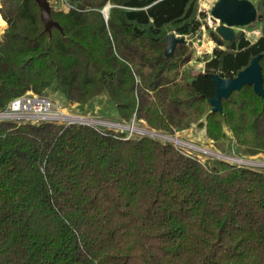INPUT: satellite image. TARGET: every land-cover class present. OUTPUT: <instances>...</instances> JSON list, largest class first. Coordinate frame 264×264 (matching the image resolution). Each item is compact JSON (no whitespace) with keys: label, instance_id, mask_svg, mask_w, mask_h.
I'll use <instances>...</instances> for the list:
<instances>
[{"label":"trees","instance_id":"1","mask_svg":"<svg viewBox=\"0 0 264 264\" xmlns=\"http://www.w3.org/2000/svg\"><path fill=\"white\" fill-rule=\"evenodd\" d=\"M69 1L68 12L52 8L63 32L49 34L35 0H0V109L50 89L70 104L108 96L124 122L166 134L198 125L219 150L227 128L247 156L264 154V95L245 86L212 113L208 76L234 78L264 54V0L263 37L226 43L211 32L224 50L191 81L186 42L171 59L165 49L169 34L198 30V0ZM126 138L0 123V264H264V173Z\"/></svg>","mask_w":264,"mask_h":264},{"label":"rangeland","instance_id":"2","mask_svg":"<svg viewBox=\"0 0 264 264\" xmlns=\"http://www.w3.org/2000/svg\"><path fill=\"white\" fill-rule=\"evenodd\" d=\"M55 10H63L68 12L72 7V2L69 0H48ZM218 0H198L197 4V22L198 30L193 36H185L186 44L189 46L192 52V60L183 68V78L190 79L196 77L200 73H207L206 64L214 59L215 51L224 50V47L216 43L211 37V32L215 33L218 27V22L214 20L211 16V8ZM256 6L260 0H250ZM1 17L0 27L5 24V28L0 35V42L2 41L3 34L7 30V23ZM235 33L243 34L244 39L250 44L257 43L263 37V25L260 22L258 16V21L248 27L235 28ZM176 36L180 35L175 32ZM205 45V48L200 50L201 46ZM209 73H218L216 69H210ZM219 74V73H218ZM52 101L61 107L66 114L71 116H78L88 119H97L102 121L113 122L117 124H124L125 126L132 125V121L124 122L118 115L116 108L110 102L108 96H101L93 100L87 105L70 104L66 102L63 95L56 92L54 89L47 90L45 93ZM66 125V124H64ZM79 125V124H77ZM135 127L141 130H147L150 132L162 133L165 136L172 137L173 139L179 140L186 144V146L176 145L173 142L165 141L163 138L153 137L150 135H140L138 132L131 133L129 131H122L116 128H99L94 127L99 131H114L118 133L126 134V139H140L143 137H150L155 140L162 142L163 144H171L176 149L184 153L189 157L196 158L202 163H208L213 165L215 162L224 161L233 166L245 167L252 169L254 171L264 173V166H256V164L264 165V154H259L254 157L247 156L243 149L238 147L235 143L231 132L226 128L227 139L223 141V149L219 150L213 141H210L206 136L205 129L199 127L198 125L193 126L191 129L186 131H177L174 134H166L164 132H159L150 129L144 122H137L135 120ZM226 156L230 158H235L238 160H243L248 162L246 164L237 163L229 161L224 158L216 157L214 155ZM251 162V163H250ZM250 163V164H249Z\"/></svg>","mask_w":264,"mask_h":264},{"label":"water","instance_id":"3","mask_svg":"<svg viewBox=\"0 0 264 264\" xmlns=\"http://www.w3.org/2000/svg\"><path fill=\"white\" fill-rule=\"evenodd\" d=\"M35 2L40 8L45 32L51 34L54 28L63 32L60 25L52 18L50 2L48 0H35ZM111 8L112 6L109 4L102 10L105 20H108ZM105 9L108 10V13ZM211 16L219 23L215 33L224 42L230 43L236 36L235 28L248 27L258 21V9L250 0H218L211 8ZM166 42L165 57L171 59L177 47L186 42V39L183 36L179 37L175 33H171L167 36ZM263 57L264 54H260L253 58L249 66L234 78L225 79L216 73L208 74L215 85V95L209 99L212 113L222 114L223 100L228 99L234 92L240 91L245 86L253 87L254 93L259 97L264 95V81L260 65Z\"/></svg>","mask_w":264,"mask_h":264},{"label":"built area","instance_id":"4","mask_svg":"<svg viewBox=\"0 0 264 264\" xmlns=\"http://www.w3.org/2000/svg\"><path fill=\"white\" fill-rule=\"evenodd\" d=\"M71 119L93 120L95 123H76L74 121H71ZM2 122H14L18 124L31 125H41L44 123H55L60 125L79 124L83 126L99 128H104V126L102 127V125L97 124V122L107 124L108 127L106 125V128H112L111 125L117 124L97 119L71 116L69 114H66L65 111L61 107H58L47 95L35 94L33 92H27L22 96L14 98L6 108L0 109V123Z\"/></svg>","mask_w":264,"mask_h":264},{"label":"bare ground","instance_id":"5","mask_svg":"<svg viewBox=\"0 0 264 264\" xmlns=\"http://www.w3.org/2000/svg\"><path fill=\"white\" fill-rule=\"evenodd\" d=\"M106 13H108V10L105 9ZM0 21H1V17H0ZM205 48V45L201 46L200 50L204 49ZM71 121H74L76 123H95L93 120H84V119H71ZM132 125L130 126H125L124 124H113L111 125L112 128H116L118 130H122V131H129L131 133H134V132H138L140 135H150V136H153V137H158V138H163L165 141L167 140L168 142H173L175 143L176 145H181V146H186V144H184L183 142L179 141V140H176V139H173L172 137H168V136H165L163 135L162 133H155V132H147V131H144V130H139L135 127V120H133L132 122ZM97 124H100L102 125V127H106L107 124L105 123H102V122H97ZM108 127V125H107ZM214 155V154H213ZM216 157H220V158H224V159H227L229 161H233V162H237V163H242V164H246L248 162H245L243 160H238V159H235V158H230V157H226V156H220V155H214ZM251 163V162H250ZM249 163V164H250ZM264 166V165H261V164H256V166Z\"/></svg>","mask_w":264,"mask_h":264},{"label":"crops","instance_id":"6","mask_svg":"<svg viewBox=\"0 0 264 264\" xmlns=\"http://www.w3.org/2000/svg\"><path fill=\"white\" fill-rule=\"evenodd\" d=\"M0 8H1V6H0ZM189 81H191L192 80V78H190V79H188Z\"/></svg>","mask_w":264,"mask_h":264}]
</instances>
